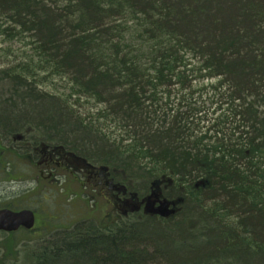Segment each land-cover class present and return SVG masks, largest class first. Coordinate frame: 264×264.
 I'll list each match as a JSON object with an SVG mask.
<instances>
[{
	"label": "trees",
	"instance_id": "trees-1",
	"mask_svg": "<svg viewBox=\"0 0 264 264\" xmlns=\"http://www.w3.org/2000/svg\"><path fill=\"white\" fill-rule=\"evenodd\" d=\"M0 36L22 42L0 67V136L67 141L144 202L107 225L8 235L0 264H264V0H0ZM65 76L67 94L46 84ZM204 93L217 116L190 112ZM154 193L200 216L146 211Z\"/></svg>",
	"mask_w": 264,
	"mask_h": 264
},
{
	"label": "flooded vegetation",
	"instance_id": "flooded-vegetation-1",
	"mask_svg": "<svg viewBox=\"0 0 264 264\" xmlns=\"http://www.w3.org/2000/svg\"><path fill=\"white\" fill-rule=\"evenodd\" d=\"M20 135L0 136L1 140L8 142L0 144V207L33 211L34 225L32 228L21 225L15 231L0 232L20 237L36 232L52 234L61 229L67 230V172L72 173L71 182L74 179L82 188H87L89 181L100 186L106 185L107 181L110 183L107 205L114 214L110 222L119 216L120 202L129 205V199L120 197L119 188L106 168L67 151L64 145H51L25 134ZM93 189L96 187L93 186ZM77 192L81 191L76 190L74 194ZM91 195L93 201L98 198L95 192ZM91 218L98 221L95 216Z\"/></svg>",
	"mask_w": 264,
	"mask_h": 264
},
{
	"label": "rangeland",
	"instance_id": "rangeland-1",
	"mask_svg": "<svg viewBox=\"0 0 264 264\" xmlns=\"http://www.w3.org/2000/svg\"><path fill=\"white\" fill-rule=\"evenodd\" d=\"M21 45H22V42H16L15 40H9L3 36H0V67H4V66L9 65V63L12 61V59L14 60V58L19 56V52L22 51ZM13 51L15 53H12ZM46 84L48 85V87L50 89H52L57 94H67V79L66 78L56 77L52 81H47ZM6 96H7V94H5V96H3V97H6ZM198 105L199 106L204 105L206 110L210 114L209 116H211V115L217 116L219 114V111L218 112L215 111L218 108V105L216 103L213 104L212 100H208L207 96H206V100L198 103ZM30 109H27L25 111H28V113L31 112V114H32V109L31 110ZM214 112H215V114H214ZM19 136H21V135H19ZM25 136L32 138V136H30V135H25ZM4 137H6V136H4ZM1 142L4 144H8V142H5V140L0 139V144H1ZM50 142L51 143H49V144H51V145H64L67 148V141L57 140V141H50ZM91 144L93 146L95 145L94 142H91ZM67 151H71V150L67 149ZM95 162H93V164L99 165V164H96ZM88 175H89V172H88ZM72 177H73L72 173L69 174V172H67V193H66V197H67V226H69V223L75 222V221L82 219L86 216H95L98 219V222L101 223L102 225L108 224L111 221L112 214H113L109 211L110 207L107 205V199L110 200V196H109V194H110L109 193L110 183L107 181L106 185L100 186V184L99 185L98 184L93 185L89 181L88 182L89 185L87 186V188H85V187L82 188V187L78 186V183L75 182L74 179H73V182H71L70 178H72ZM93 186H95L96 189H93ZM106 189H108L107 195H106ZM76 190L81 191V192H88V193H85L83 195V197H80V196L76 197V196L72 195V193L75 192ZM94 190H96V191H94ZM93 192H95V194H97L98 198L94 199V201H91L90 199L93 198L91 193H93ZM99 194H101V195H99ZM131 202L134 204H137V202L134 200H132ZM110 203H112V202H110ZM128 204L130 205V203H128ZM129 205H127V204L122 205V202H120L119 203V211H123V210H127V209L131 210L132 205H130V207H128ZM133 207H134V205H133ZM109 215L111 216V218L109 217ZM43 235H44L43 233L39 234L38 232H36V233L24 234L23 236L18 237V239L22 240L25 237L41 238V237H43ZM6 236H8V235L3 233V232H0V242L3 241L6 238ZM7 249L9 250V248H7ZM7 249H2L1 252L2 253L3 252L8 253Z\"/></svg>",
	"mask_w": 264,
	"mask_h": 264
},
{
	"label": "bare ground",
	"instance_id": "bare-ground-1",
	"mask_svg": "<svg viewBox=\"0 0 264 264\" xmlns=\"http://www.w3.org/2000/svg\"><path fill=\"white\" fill-rule=\"evenodd\" d=\"M28 39H30V38H28ZM62 78H66L67 79V76H65V77H62ZM206 94L204 93V95H203V97L201 98V99H198V101L197 102H194L192 105H191V107H190V112L191 113H197L198 112V110L200 109H202V110H206V108H205V106L204 105H198V103H200V102H203V101H205L206 100ZM207 99L209 100V98L207 97ZM216 99H217V101L220 99V97H216ZM159 100V99H158ZM36 104V106H40V103L38 104V102H36V101H30L29 100V104ZM141 103L143 104V107L144 108H147L148 107V105L149 106H151V103L149 102V100L146 98V97H142L141 98ZM152 103H154L153 104V107H155V108H157V107H160V104H159V102L158 101H154V102H152ZM213 103V102H212ZM38 104V105H37ZM213 104H215V103H213ZM1 107H2V103H1V100H0V109H1ZM19 107H21L20 109L22 110H27V109H30L31 107L32 108H34L32 105H30V107H25L24 106V103H23V101H21L20 103H19ZM80 107H82L83 109L85 108V107H88V104L87 103H85V102H83V105H81ZM153 107H152V109H153ZM31 108V109H32ZM30 109V110H31ZM60 110V111H59ZM59 110H58V112H57V115L59 116V117H56L55 118V120L56 121H58V120H63L64 119V116L67 114V106H59ZM32 113H34V112H32ZM1 114V113H0ZM35 114V113H34ZM2 115V114H1ZM61 116H63V117H61ZM35 118H38V116H36ZM42 117L41 116H39V119H41ZM66 121H67V118L65 119ZM104 122H106L105 120H103ZM197 121V120H196ZM112 122V123H111ZM106 123H108V125L110 126V128L109 129H114L115 127H117L118 128V125H117V120H114L113 121V119H112V121L111 120H108ZM24 126V125H23ZM115 126V127H114ZM54 137H60L59 136V134H56V135H54ZM41 138V137H40ZM242 167H243V170H241V172L243 173V174H245V175H247V176H250L251 174H252V170L253 169H251V168H248L246 165H244V164H242ZM237 174V169H235L233 172H232V175H236ZM221 177V176H220ZM216 179H220L219 178V176L218 177H216ZM220 180H222V177H221V179ZM219 184H221V183H219ZM171 200H170V202H171V204H172V206L175 208V210H174V212L172 213V214H175L176 212H177V210L179 211V210H181V208H183L182 209V211H183V214H184V217H183V219H182V222H183V224L184 225H191V223H193V221L196 219V216H200V212L202 211L201 210V207L200 206H198L195 202H191V203H186L185 205H184V207H183V204H184V200H185V198L183 197V196H173V197H171L170 198ZM257 214H256V216H261L258 212H256ZM195 214V215H194ZM163 217V216H162ZM242 223H243V220H242ZM244 225L245 224H248V222H247V220H246V222H244L243 223ZM226 228V230H229V227H225ZM62 231H67V230H64V229H61V230H58V231H54V233H52V234H55V233H57V232H62ZM230 231V230H229ZM232 232V237H230V238H228V239H231V238H235L236 237V232L235 231H231ZM65 235H67V232L66 233H64V236ZM59 236H61V235H59ZM233 244H239V243H232V245ZM210 264H212V263H210Z\"/></svg>",
	"mask_w": 264,
	"mask_h": 264
},
{
	"label": "water",
	"instance_id": "water-1",
	"mask_svg": "<svg viewBox=\"0 0 264 264\" xmlns=\"http://www.w3.org/2000/svg\"><path fill=\"white\" fill-rule=\"evenodd\" d=\"M157 194H152L147 197V205L145 210L159 213L163 216H168L172 214L175 210L173 207L170 209L171 202L168 201H160V205L156 208H151L158 200ZM150 205V206H149ZM150 209V210H149ZM21 225L32 228L34 225V213L31 210L24 209L21 211H13L8 208L0 209V230H4L7 232L15 231Z\"/></svg>",
	"mask_w": 264,
	"mask_h": 264
}]
</instances>
